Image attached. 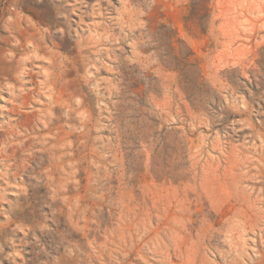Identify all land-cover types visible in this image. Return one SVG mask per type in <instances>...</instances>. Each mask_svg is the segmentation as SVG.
<instances>
[{"label":"rangeland","instance_id":"obj_1","mask_svg":"<svg viewBox=\"0 0 264 264\" xmlns=\"http://www.w3.org/2000/svg\"><path fill=\"white\" fill-rule=\"evenodd\" d=\"M0 264H264V0H0Z\"/></svg>","mask_w":264,"mask_h":264}]
</instances>
